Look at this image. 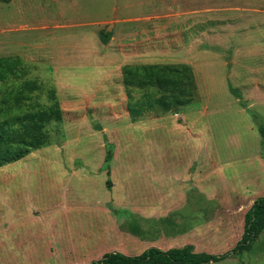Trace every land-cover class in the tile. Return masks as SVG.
Here are the masks:
<instances>
[{
    "label": "rangeland",
    "instance_id": "obj_1",
    "mask_svg": "<svg viewBox=\"0 0 264 264\" xmlns=\"http://www.w3.org/2000/svg\"><path fill=\"white\" fill-rule=\"evenodd\" d=\"M8 1L0 59L23 64L0 99L28 81L36 106L63 120L47 125V146L0 167V264L233 250L264 197V25L249 17L258 2ZM171 65L188 66L186 95L176 82L146 88L147 66L160 77ZM209 264H264V231Z\"/></svg>",
    "mask_w": 264,
    "mask_h": 264
},
{
    "label": "trees",
    "instance_id": "obj_2",
    "mask_svg": "<svg viewBox=\"0 0 264 264\" xmlns=\"http://www.w3.org/2000/svg\"><path fill=\"white\" fill-rule=\"evenodd\" d=\"M3 1L9 2L8 0ZM111 39L112 34L103 32L101 36L102 44L107 45ZM22 64L19 57L1 58L0 82L6 83L11 77L18 74ZM152 67H146L147 73L143 77L145 84L149 85L146 88L152 86L153 80L161 82V84L176 82L178 87H182V85L185 87L186 95L187 82L185 74L188 71V66H165L160 77L156 72L151 71ZM154 67L156 70L157 66ZM35 90L36 86L34 84L23 81L16 87L10 88L6 95L0 99V167L28 156L33 150L47 146V125L52 121L61 122L63 120L61 110H45L36 106L33 96ZM230 90L234 93L231 86ZM161 101L166 105V101ZM259 129L264 137V126H260ZM112 157L113 149L110 148L106 156V162H110ZM263 231L264 197H261L255 200L246 213L244 232L237 245L233 250L222 255L196 253L192 246L172 248L167 251L153 247L138 256L106 253L102 259L91 264H209L224 260L231 254H242L249 250L256 237Z\"/></svg>",
    "mask_w": 264,
    "mask_h": 264
},
{
    "label": "crops",
    "instance_id": "obj_3",
    "mask_svg": "<svg viewBox=\"0 0 264 264\" xmlns=\"http://www.w3.org/2000/svg\"><path fill=\"white\" fill-rule=\"evenodd\" d=\"M258 2V6L256 9L251 10V18L254 26L260 27L264 25V0H256Z\"/></svg>",
    "mask_w": 264,
    "mask_h": 264
},
{
    "label": "water",
    "instance_id": "obj_4",
    "mask_svg": "<svg viewBox=\"0 0 264 264\" xmlns=\"http://www.w3.org/2000/svg\"><path fill=\"white\" fill-rule=\"evenodd\" d=\"M110 29H111V26H108L105 33H109Z\"/></svg>",
    "mask_w": 264,
    "mask_h": 264
}]
</instances>
